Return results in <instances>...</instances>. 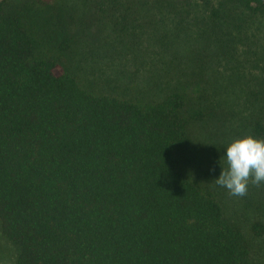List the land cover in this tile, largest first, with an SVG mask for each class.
<instances>
[{
	"label": "trees",
	"instance_id": "1",
	"mask_svg": "<svg viewBox=\"0 0 264 264\" xmlns=\"http://www.w3.org/2000/svg\"><path fill=\"white\" fill-rule=\"evenodd\" d=\"M81 9L0 0V231L14 264H264V185L230 211L190 154L203 145L220 173V147L264 138V0Z\"/></svg>",
	"mask_w": 264,
	"mask_h": 264
},
{
	"label": "clouds",
	"instance_id": "2",
	"mask_svg": "<svg viewBox=\"0 0 264 264\" xmlns=\"http://www.w3.org/2000/svg\"><path fill=\"white\" fill-rule=\"evenodd\" d=\"M220 148L223 149L218 161L221 171L214 179L217 186L232 196L243 197L250 183L264 185V138L249 132Z\"/></svg>",
	"mask_w": 264,
	"mask_h": 264
},
{
	"label": "rangeland",
	"instance_id": "3",
	"mask_svg": "<svg viewBox=\"0 0 264 264\" xmlns=\"http://www.w3.org/2000/svg\"><path fill=\"white\" fill-rule=\"evenodd\" d=\"M69 1H72V0H69ZM75 7L78 9V12L80 10L82 11L83 8L81 9V0H75ZM92 25H95V24L92 23ZM78 59H80L79 65L83 67V73H81L79 71V69H77V71L80 75L84 76V70H85V72L87 70H89L88 66L91 62L88 60H85L84 56H81ZM80 75H79V77L82 78ZM194 131L197 132V138H199L198 128H196ZM194 143L198 144L196 140L194 141ZM197 147H198V145L195 147V149L191 147L192 151L190 152V154L195 155L197 164H199L203 167V170L208 173L209 177H211V178L218 177L220 173H216L217 166L213 167L212 162H211V159L213 161H215L216 155L214 156L211 151L205 150L203 145L200 146V148H198V149H197ZM188 150H190V149H188ZM185 156L188 157L189 153H186ZM219 159L220 158L218 157V161H219ZM214 183H215V181H214ZM217 188L219 189L221 187L217 186ZM222 193H223L224 199L226 200V202L228 204V207H227L228 210L233 211V212H237L239 205L241 204L240 201H241L242 197L232 196L226 189L222 190ZM261 243H262V241L260 239L255 240V246L260 245ZM259 251L261 252V250H259ZM14 260H15V247L10 241H8L3 236V234L0 231V264H14Z\"/></svg>",
	"mask_w": 264,
	"mask_h": 264
}]
</instances>
